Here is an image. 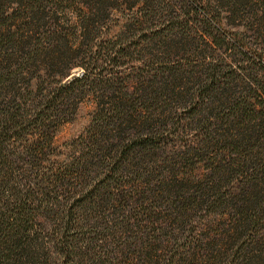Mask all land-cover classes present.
Instances as JSON below:
<instances>
[{"label": "trees", "instance_id": "16d2710c", "mask_svg": "<svg viewBox=\"0 0 264 264\" xmlns=\"http://www.w3.org/2000/svg\"><path fill=\"white\" fill-rule=\"evenodd\" d=\"M248 1L191 0L228 6L237 26L251 30L255 58L247 76L239 69L250 82L241 88L232 86L235 69L225 76L226 65L202 63L186 91L192 105L184 121L178 107L153 112L157 99L170 93L168 83L182 77L178 68L162 69L165 88L141 94L120 79L121 65L101 76L83 61L59 72L51 88L38 82L33 88L31 80L42 78L40 64L56 63L51 45L58 36L49 27L59 17L45 6L48 0H0V264H52L53 253L54 264L263 261L264 0L262 9ZM170 5L136 0L128 8L138 7L133 24L143 30ZM170 11L175 24L145 28L138 42L160 49L175 28L189 33L197 13ZM94 14L81 17L82 29L95 25ZM90 42L89 49L114 59L113 66L128 54L120 40ZM73 66L82 74L65 79ZM92 92L101 101L86 133L63 162L46 159L55 124L76 110L70 103L77 93ZM148 93L153 105L143 99ZM187 121L201 133L176 136L174 127L187 128ZM14 141L21 147L12 155Z\"/></svg>", "mask_w": 264, "mask_h": 264}, {"label": "rangeland", "instance_id": "374dc122", "mask_svg": "<svg viewBox=\"0 0 264 264\" xmlns=\"http://www.w3.org/2000/svg\"><path fill=\"white\" fill-rule=\"evenodd\" d=\"M103 0H48L45 3L46 7L52 11H56L55 15L59 17V24L53 25L50 28L52 34L58 36V44L52 43L51 48L55 51V62L53 68L49 65L40 64L42 71L41 79H32L33 85L38 82L44 85V87L51 88L55 85L56 75L59 72H66L68 65L71 63L85 62L89 63V69L95 67L94 72L101 73V76H106L111 71L112 67L118 65L121 71L120 79L124 83H128V86L134 90H137L141 94L143 90L149 92L152 89L165 88V80L162 77L161 71L163 68H178L182 77L176 81L168 83L170 93L157 99V103L154 104L155 115L162 108L168 107L166 112L175 110L177 107V116L188 119L186 112L192 105V102L188 101V93L186 91L193 89L195 81L198 78V73L195 72L199 69L202 63H218L226 65L224 71L225 76H228L231 69H235L237 72L230 75L233 78L232 86L249 85V81L245 78L243 73L247 76L250 73V69L253 68L252 60L255 58L253 51L254 37L252 32L247 27L237 26L240 23L238 20H234L229 12L228 6H216L215 3L209 4L192 3L191 0H168L169 6L166 11L161 10L159 12V18L153 20V24H143V30H140L133 24L134 20L138 17V7L128 8L136 0H106L104 4H101ZM261 0H249L248 6L252 5L258 9H262ZM191 4V5H190ZM16 6V5H15ZM104 9H110L111 14L108 16ZM177 10L182 15L183 11H194L196 14L190 23V32L185 29L186 34L180 31L179 28H175L171 31L170 38L166 40L164 46L140 43L139 35L145 28L157 27L159 23H163L166 26L176 23V20L169 21L171 15L170 10ZM101 10V11H99ZM107 10V11H108ZM160 10V9H159ZM182 10V12H181ZM95 13L97 22L95 25L90 26L87 29H82L83 21L81 17L84 14ZM165 22V23H164ZM247 26V24H244ZM160 25L159 27H161ZM165 27V26H164ZM94 38L100 42L109 41H122L126 46L128 54L122 57H116L115 65L113 66V60H108L105 56H99L97 53L91 51L88 47L91 44V40ZM86 40L84 45L79 49L76 45L81 40ZM138 43V44H137ZM57 44V46H55ZM78 49V50H75ZM244 51L247 55L240 53ZM158 55L159 58L153 60V56ZM153 60V61H152ZM160 62V64L158 62ZM48 67V69L46 68ZM230 67V68H229ZM243 67L244 72L241 73L239 69ZM46 68V69H45ZM230 69V70H229ZM193 71V72H192ZM83 69L79 66H73L70 68V74L65 78L69 79L73 76L81 75ZM184 72V73H183ZM241 74V75H240ZM34 75L29 72V76ZM99 76V75H98ZM115 79V85H118L121 81ZM98 86V85H97ZM172 88L174 91L172 92ZM139 93L137 96H139ZM153 94L146 95L143 99H148V104L153 105L156 101ZM97 101H101L99 94L93 92L87 96L77 93L70 103V106L75 105L76 110L72 111V108L66 116L60 122L55 124L54 135L52 139L51 147L46 149V159L51 161L63 162L72 153V145L80 140L79 136L86 133L91 118L95 109L97 108ZM153 102V103H152ZM101 103V102H100ZM183 113L184 116L180 115ZM190 119V118H189ZM191 120V119H190ZM182 120L181 123L184 122ZM184 125L182 127H174L175 134L178 137L189 136L194 133H201L199 129L193 124ZM194 123V122H193ZM174 132V131H173ZM172 135V134H171ZM20 144L18 142H11L8 146L10 154H16L20 151ZM74 152L76 148L73 149ZM46 165L47 162H44ZM209 164V163H208ZM211 169V166L207 170ZM17 172H22L17 170ZM50 223V222H49ZM37 234L40 238L45 237L44 229H40L38 226ZM264 232V230H263ZM259 240V246L263 261L260 263H242V264H264V236ZM47 247L49 245H46ZM56 256L54 253L51 255V262L56 263ZM58 264V263H57Z\"/></svg>", "mask_w": 264, "mask_h": 264}]
</instances>
